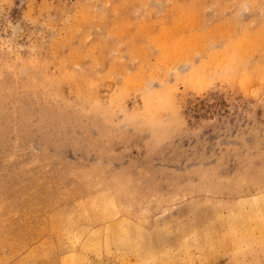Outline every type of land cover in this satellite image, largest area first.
<instances>
[{
    "label": "rangeland",
    "instance_id": "374dc122",
    "mask_svg": "<svg viewBox=\"0 0 264 264\" xmlns=\"http://www.w3.org/2000/svg\"><path fill=\"white\" fill-rule=\"evenodd\" d=\"M258 224L264 0H0V264H264Z\"/></svg>",
    "mask_w": 264,
    "mask_h": 264
},
{
    "label": "bare ground",
    "instance_id": "6f19581e",
    "mask_svg": "<svg viewBox=\"0 0 264 264\" xmlns=\"http://www.w3.org/2000/svg\"><path fill=\"white\" fill-rule=\"evenodd\" d=\"M254 39H255V37H254ZM263 210V209H262ZM261 210V211H262ZM255 216V215H254ZM254 220V219H253ZM252 223V222H251ZM256 224V223H255ZM264 225V224H263ZM256 227V226H255ZM243 228V227H242ZM257 231H258V235L259 236H262L263 234H264V227L261 225V224H258V226H257ZM245 234V233H244ZM238 235V234H237ZM236 235V236H237ZM241 241V240H240ZM264 242V241H263ZM261 245V244H260ZM263 246V245H262ZM236 248H237V246H236ZM250 249V248H249Z\"/></svg>",
    "mask_w": 264,
    "mask_h": 264
}]
</instances>
